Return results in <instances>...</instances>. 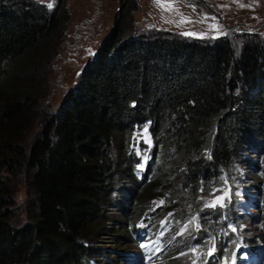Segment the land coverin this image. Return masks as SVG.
Segmentation results:
<instances>
[{
  "label": "trees",
  "instance_id": "trees-1",
  "mask_svg": "<svg viewBox=\"0 0 264 264\" xmlns=\"http://www.w3.org/2000/svg\"><path fill=\"white\" fill-rule=\"evenodd\" d=\"M118 1L112 25L78 80L43 113L26 147L17 138L37 104L32 83L63 36L68 10L64 0L51 7L0 0V264L100 261L95 253L101 246L91 240L104 232L123 174L132 204L115 225L122 244H133L132 232L145 224L164 233L168 245L160 264H188L194 255L186 254L201 241L192 229L184 246L170 243L177 224L197 216L202 195L233 173L247 143L264 149V43L250 40L235 53L225 38L210 44L142 35L133 31L136 0ZM145 125L153 160L137 178L130 140ZM22 173L27 218L15 225L10 180ZM184 195L191 200L182 204ZM210 215L213 222L202 230L219 237L212 228L226 230L233 219L225 208ZM260 241L264 247V231ZM227 253L213 254L229 260Z\"/></svg>",
  "mask_w": 264,
  "mask_h": 264
},
{
  "label": "rangeland",
  "instance_id": "rangeland-1",
  "mask_svg": "<svg viewBox=\"0 0 264 264\" xmlns=\"http://www.w3.org/2000/svg\"><path fill=\"white\" fill-rule=\"evenodd\" d=\"M38 1L44 2L48 7L55 2V0ZM64 1L68 18L63 36L50 57H45L48 63L38 68L39 71L36 74L38 83H32L33 89L37 91L35 94L37 104L33 107L28 124L18 130L17 140L26 147L40 128L43 113L54 110L66 90L78 80L86 61L93 56L103 35L112 25L113 16L119 4L118 0ZM160 3L170 4L172 10L158 7L156 0H136V7L131 10L133 31L146 36L157 33L179 39H196L210 44L225 38L230 42L235 53H238L250 40L264 43V0H160ZM182 19L191 22L181 23ZM146 127L145 125L135 129L130 140V147L137 156L133 167V173L137 178H140L145 166L153 160L149 155L152 139ZM259 144L252 142L250 146L247 143L245 150L235 162L233 173L225 177L221 175L220 183L213 185L206 195H202L203 205L198 208L197 216L191 219L189 217L177 224L176 230L168 241L179 243L180 247L185 245L186 238L192 229L198 231L197 236L201 245L197 250L195 246H192L190 254H186L191 257L194 255L189 261L190 264H203L205 260L216 259L219 264H239L244 256L243 246L262 243L260 240L264 231V211H262L264 149H262L263 145L260 147ZM121 179V185L110 199L111 206L106 214L104 232L91 240V243L101 246L95 253L100 261H93V264H134L126 257L130 256L134 250H138V247L131 243L122 244V241L124 242L122 230L115 227L117 222L124 219L122 218L124 209L130 210L128 208L132 204V201L128 200L130 197L125 193L130 179L125 174ZM216 181L215 178L213 182ZM10 184L13 202L9 220L16 225L27 218L25 207L28 188L23 173L12 177ZM221 196L224 197L223 206L220 204H216L215 207L209 206ZM181 200L184 204L191 200V196L184 195ZM204 206L210 209V213L215 208H225L228 216L233 219L226 230L212 228L210 234L217 233L220 234L219 237L209 238L206 231L202 230L204 226L202 224L206 221L213 222L210 213H202ZM163 219V217L158 218V221ZM233 228L236 231H233ZM223 239L225 242L221 246ZM164 240L166 241L165 238ZM140 243L138 246L149 248L145 241ZM167 245L164 244V247L166 248ZM218 250L222 252L228 250L230 259L225 260L222 255L213 254ZM209 252L212 254L208 255ZM196 257L201 262L195 263Z\"/></svg>",
  "mask_w": 264,
  "mask_h": 264
},
{
  "label": "snow or ice",
  "instance_id": "snow-or-ice-1",
  "mask_svg": "<svg viewBox=\"0 0 264 264\" xmlns=\"http://www.w3.org/2000/svg\"><path fill=\"white\" fill-rule=\"evenodd\" d=\"M156 3H157V6L158 7H166L167 8V10H172V6L169 4V5H163V4H161L160 3V0H156ZM49 7H51V5H49ZM181 23H190L191 21H188V20H186V19H182L181 21H180ZM188 35H191V33H187ZM225 195H227V193H225ZM223 200H224V197L223 196H221V197H219L213 204H211V205H209L210 207H215L216 206V204H220L221 206H223ZM233 231H236V229L235 228H233L232 229ZM195 251V250H194ZM212 254V252H209L208 253V255H211Z\"/></svg>",
  "mask_w": 264,
  "mask_h": 264
},
{
  "label": "water",
  "instance_id": "water-1",
  "mask_svg": "<svg viewBox=\"0 0 264 264\" xmlns=\"http://www.w3.org/2000/svg\"><path fill=\"white\" fill-rule=\"evenodd\" d=\"M218 19L220 20V16L217 14Z\"/></svg>",
  "mask_w": 264,
  "mask_h": 264
}]
</instances>
